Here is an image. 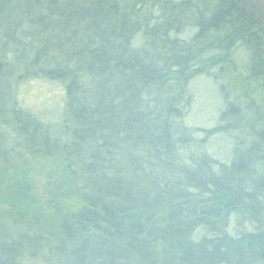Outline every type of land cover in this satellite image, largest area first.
Wrapping results in <instances>:
<instances>
[{
	"label": "trees",
	"instance_id": "16d2710c",
	"mask_svg": "<svg viewBox=\"0 0 264 264\" xmlns=\"http://www.w3.org/2000/svg\"><path fill=\"white\" fill-rule=\"evenodd\" d=\"M254 12L248 0H0V264H264ZM241 47L243 81L263 96L245 86V109L226 103L215 129L239 132L228 162H187L188 83ZM30 77L64 83L56 126L20 100Z\"/></svg>",
	"mask_w": 264,
	"mask_h": 264
},
{
	"label": "rangeland",
	"instance_id": "374dc122",
	"mask_svg": "<svg viewBox=\"0 0 264 264\" xmlns=\"http://www.w3.org/2000/svg\"><path fill=\"white\" fill-rule=\"evenodd\" d=\"M242 48L244 47L237 48L232 53L234 63L227 64L224 70L220 71L219 66H216L212 69V75H197L188 83V91L192 94V98L190 104L184 107V121L189 126L193 138L182 147L181 151L187 162L192 157L191 153L198 156L197 153L203 152L220 164L228 162L238 146L239 132L234 130L223 132L215 129L219 126L220 116L226 103L239 100L238 104L241 103L240 107L245 109L249 102V99L243 95L246 92L245 86L260 89L257 96L260 98L263 96L260 85L256 86L255 82L251 85L243 81L242 75L244 72L248 75L249 66ZM225 74L236 77L237 82L241 81V85H234L232 82L223 85L225 81H229ZM17 86L19 98L25 107L40 119L51 123L53 127L60 123L66 101L63 82L43 77H30L20 80ZM43 175L41 171L40 176L35 177L38 190L42 188L39 193H43L46 183ZM234 218L236 220V217Z\"/></svg>",
	"mask_w": 264,
	"mask_h": 264
},
{
	"label": "water",
	"instance_id": "95a60500",
	"mask_svg": "<svg viewBox=\"0 0 264 264\" xmlns=\"http://www.w3.org/2000/svg\"><path fill=\"white\" fill-rule=\"evenodd\" d=\"M249 5L258 10L261 19L264 21V0H248Z\"/></svg>",
	"mask_w": 264,
	"mask_h": 264
},
{
	"label": "flooded vegetation",
	"instance_id": "af4514ba",
	"mask_svg": "<svg viewBox=\"0 0 264 264\" xmlns=\"http://www.w3.org/2000/svg\"><path fill=\"white\" fill-rule=\"evenodd\" d=\"M251 7V6H250ZM252 8V7H251ZM253 9V12L255 11V9L254 8H252ZM257 12V13H256ZM256 12H254L255 14H258V18H257V20H258V22H261L260 20H261V17H260V14L258 13V10L256 9ZM262 26H264V21H263V25ZM261 37H262V43H263V45H264V31H263V33H262V35H261Z\"/></svg>",
	"mask_w": 264,
	"mask_h": 264
}]
</instances>
